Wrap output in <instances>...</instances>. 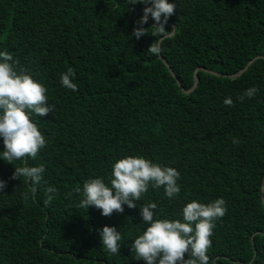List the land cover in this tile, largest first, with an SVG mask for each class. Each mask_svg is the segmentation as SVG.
Wrapping results in <instances>:
<instances>
[{
	"label": "trees",
	"instance_id": "1",
	"mask_svg": "<svg viewBox=\"0 0 264 264\" xmlns=\"http://www.w3.org/2000/svg\"><path fill=\"white\" fill-rule=\"evenodd\" d=\"M169 2L177 8L166 27L177 34L149 56L156 37L133 35L143 4L0 0V50L40 80L56 106L35 118L48 144L27 161L46 166L34 197H24L31 193L26 179L12 178L22 163L0 160L7 182L0 192V264H146L131 250L146 227L140 204L156 202L161 218L180 219L192 200L221 197L228 210L216 221L211 261L264 264V0ZM153 23L150 16L144 27ZM69 67L77 91L61 85ZM252 87L258 92L247 97ZM127 155L176 168L179 197L150 188L137 208L111 216L77 207L81 194L74 189L89 178L107 181L112 164ZM48 186L58 190L50 205ZM106 225L122 233L119 254L101 244Z\"/></svg>",
	"mask_w": 264,
	"mask_h": 264
},
{
	"label": "clouds",
	"instance_id": "2",
	"mask_svg": "<svg viewBox=\"0 0 264 264\" xmlns=\"http://www.w3.org/2000/svg\"><path fill=\"white\" fill-rule=\"evenodd\" d=\"M137 4L145 5L143 15L136 22L134 37L139 40L150 34L156 37L148 49V55H158L163 50L166 40L177 34V28L168 29L169 19L175 13L177 5L169 0H128V7ZM154 20L146 28L149 18ZM19 61L7 50H0V138L4 150L0 151V160L15 165L20 161L23 166H15L13 179H26L31 186V193L24 197H34L44 181L45 164L30 166L28 158L35 159L44 149L48 140L35 122V118L47 116L54 112L55 104L49 102L48 88L35 79L26 70H17ZM76 72L69 67L60 75L61 85L77 91L74 82ZM258 89L246 90L247 97H254ZM241 100L244 96L240 97ZM225 105H232L228 97ZM181 173L174 167L154 163L142 155H127L116 160L107 177L89 178L82 187L74 191L81 194L77 207L90 209L95 206L102 210L103 216L114 212L123 213L125 206L137 208V202L152 189L163 188L165 196L172 200L178 198L182 186L178 181ZM7 187V182L0 179V192ZM45 204H51L57 198L58 190L54 186L46 188ZM142 223L146 225L143 233L131 244L136 260L146 264H213L209 255L216 221L227 213V202L217 198L207 204L197 200L185 204L180 219L161 218L157 211L158 204L149 202L140 204ZM101 244L110 254L121 252L122 233L115 226H104L100 230ZM187 254V258H186Z\"/></svg>",
	"mask_w": 264,
	"mask_h": 264
},
{
	"label": "water",
	"instance_id": "3",
	"mask_svg": "<svg viewBox=\"0 0 264 264\" xmlns=\"http://www.w3.org/2000/svg\"><path fill=\"white\" fill-rule=\"evenodd\" d=\"M258 59V58H257ZM257 59H255V60H252L248 65H247V67L245 68V70H247ZM165 64L168 66V64L165 62ZM168 68H169V70L171 71V73H172V75L177 79V82H178V84L181 86V82L179 81V79L176 77V75H175V73L172 71V69L168 66ZM199 70H203V71H206L205 69H199ZM244 70V71H245ZM244 71H241V72H239L237 75H235V76H233V77H238V76H240ZM208 72V71H207ZM199 81H200V79H199V76H198V72H196L195 73V85H194V87H193V89H192V91L197 87V85H198V83H199ZM183 89V91L185 92V93H191L192 91L190 90V91H186V90H184V88H182ZM262 186H263V201H264V181H263V183H262Z\"/></svg>",
	"mask_w": 264,
	"mask_h": 264
}]
</instances>
